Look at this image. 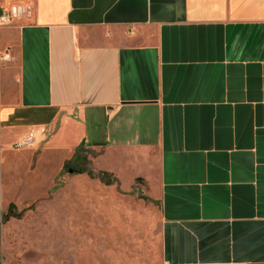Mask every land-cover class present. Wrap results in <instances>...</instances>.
<instances>
[{
	"label": "crops",
	"instance_id": "1",
	"mask_svg": "<svg viewBox=\"0 0 264 264\" xmlns=\"http://www.w3.org/2000/svg\"><path fill=\"white\" fill-rule=\"evenodd\" d=\"M0 55V246L3 173L82 145L157 198L162 264H264V0H0Z\"/></svg>",
	"mask_w": 264,
	"mask_h": 264
},
{
	"label": "rangeland",
	"instance_id": "2",
	"mask_svg": "<svg viewBox=\"0 0 264 264\" xmlns=\"http://www.w3.org/2000/svg\"><path fill=\"white\" fill-rule=\"evenodd\" d=\"M3 173L5 264H162L157 198L113 173ZM76 161L74 166H90ZM72 159L68 158L67 162ZM41 166V164H40Z\"/></svg>",
	"mask_w": 264,
	"mask_h": 264
},
{
	"label": "trees",
	"instance_id": "3",
	"mask_svg": "<svg viewBox=\"0 0 264 264\" xmlns=\"http://www.w3.org/2000/svg\"><path fill=\"white\" fill-rule=\"evenodd\" d=\"M88 154V149H82V145H80L76 151L74 156L72 157V159L70 161H66L64 164V168L69 171V172H84V171H88L89 173H94L93 170L88 169L86 166H74L72 165L74 162H78V161H82L83 163H85L87 161L86 159V155ZM76 162V163H77Z\"/></svg>",
	"mask_w": 264,
	"mask_h": 264
},
{
	"label": "built area",
	"instance_id": "4",
	"mask_svg": "<svg viewBox=\"0 0 264 264\" xmlns=\"http://www.w3.org/2000/svg\"><path fill=\"white\" fill-rule=\"evenodd\" d=\"M30 9H24L22 6L18 5V6H13L12 9L10 10V14L13 17H20L21 15H23L26 12H29ZM6 59H9V57L4 56V55H0V63ZM34 141L33 135L29 134L27 135L24 139H22L20 142H18L15 145L16 149H21L23 147H26L28 145H31Z\"/></svg>",
	"mask_w": 264,
	"mask_h": 264
}]
</instances>
